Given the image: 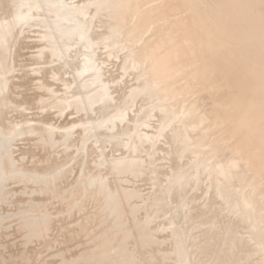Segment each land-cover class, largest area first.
I'll return each instance as SVG.
<instances>
[{
  "label": "bare ground",
  "instance_id": "6f19581e",
  "mask_svg": "<svg viewBox=\"0 0 264 264\" xmlns=\"http://www.w3.org/2000/svg\"><path fill=\"white\" fill-rule=\"evenodd\" d=\"M68 1L0 0V114L6 98L2 94L11 79L8 75L16 68L15 59L24 57L21 38L26 26L45 28L42 38L46 43L38 46L49 48L52 55L64 58L75 44L92 52L75 78L93 71L81 86L89 89L100 82L97 97L81 93L71 100L63 98L59 101L62 114L83 105L94 109L101 98L111 95L108 81L115 85L121 82L116 86L121 89L117 108L116 103L106 102L98 121H82L87 125L77 137L70 136L75 134L72 130L64 135L68 146L75 142L73 138L80 142V156L75 155L63 171L68 198L79 196L81 211L92 201L100 200L103 206L102 211L75 219V231L70 234L80 237L92 231L94 239L115 236L117 227L127 231L125 221L133 215L136 219L157 203L148 215L150 220L156 210L160 212L171 202L176 209L175 215L173 209L169 211L173 215L168 225L155 232V227H145L146 237L138 243L142 259L132 262L135 247L125 245L118 254L112 248L110 264H167L170 258L165 253L173 254L175 264H191V258L199 264H234L246 259L252 261L250 264H264L261 0ZM98 49L102 52L97 61ZM111 63L119 73L103 80ZM132 108L134 117L128 119ZM117 119L120 124H116ZM152 120L157 123L155 130ZM55 128H50L48 139H56ZM158 143L161 147L157 151ZM159 151L161 155L155 159ZM9 152L1 169L14 162ZM142 152L148 157L139 155ZM157 160L165 161L160 169L167 170L162 184ZM145 173L152 175L154 192L136 188ZM32 180L29 190L19 188L24 197L34 188L42 192L54 188L49 179L43 183ZM201 184L204 187L198 191ZM30 201L34 208L47 203L40 198ZM25 224L28 231L23 242L29 243L47 223L36 215ZM7 231L10 237L17 235L15 227ZM167 240L173 249L157 252ZM243 243L250 245V252L240 251ZM15 245L20 246L15 251L7 247L0 252V264H16L24 250L30 251L29 258L36 257L34 248L20 242Z\"/></svg>",
  "mask_w": 264,
  "mask_h": 264
},
{
  "label": "rangeland",
  "instance_id": "374dc122",
  "mask_svg": "<svg viewBox=\"0 0 264 264\" xmlns=\"http://www.w3.org/2000/svg\"><path fill=\"white\" fill-rule=\"evenodd\" d=\"M78 1L80 0H74V2ZM68 2H72V0ZM72 6L70 3L69 7ZM71 22L74 21H70L69 24ZM25 29L27 30H25L21 38L23 39L22 46L24 49L22 52L24 57L18 56L15 59L14 67L16 68L8 75L11 79L8 76L6 77L11 82L9 83L8 81L9 86L5 88L2 94L6 98L2 100L3 111L0 114V148H4L0 149L1 158L3 157L2 159L0 158V173H16V176L7 183L0 179V252L4 251L7 247L8 251H15L19 246L15 244L20 242L23 247L30 246L34 248L37 251V255L35 258H29L30 251L24 250L16 264H103V261L106 264H110L109 254L112 253V248L115 247L113 253L118 254L123 246L128 245L130 249L135 247L134 256H130V260L133 262L138 258L142 259L138 243L146 237L144 233L145 227L149 226V229L155 227L153 230L155 232L159 227L168 225L171 221L170 217L176 209L173 208L174 205L171 202L164 204V208L160 212L156 210L150 220L148 219V215L159 206L157 203L155 206L153 204V208H150V206L146 212L139 213L138 216L136 215V219H133L135 217L133 215L130 221H125L127 231L118 230V227L116 228L117 230L115 231L118 235L113 236L112 234L106 238L94 239L93 232L90 231L88 232L89 234L86 233L82 236L80 235V237H73L70 234L75 231L73 228L75 223L73 221L81 219L84 214L102 211L103 206L100 200L99 202L92 201L87 205L86 210L81 211L79 209V196L72 199L68 198V192H65L67 185L62 181L63 171L67 168L69 161L75 155H79L77 147L80 144L77 139L73 138L75 142L68 146L66 143L68 138L64 135L67 131L72 130L75 134L70 136L77 137L78 131L82 130L84 125H87V123L85 124L82 121L90 119L98 121L99 115L102 113V107H104L103 105L106 102L116 103L117 95H119L118 92L121 90L120 88H116V86L121 82L115 85L112 81L108 80L113 75H118V69L113 63L107 65L104 72L106 75L105 77L103 76L106 79L103 78V80L108 81L109 87L107 91L111 95L101 98L96 103L94 109L88 110L83 105L79 109L78 107L71 108L62 114L59 110L62 108L61 102L63 98L67 97L68 100H71L72 97L80 96L81 93H89V96H93V98L97 97L96 91L100 90V82L89 89L81 86V82L87 81L93 71H89L78 79L75 78L77 70L84 64L86 56L92 54V52L84 50L81 44H75V47L69 51L68 56L64 58L52 55L49 48L41 49L38 46L39 44L46 43L42 38L45 32L44 27H37L36 25L29 28L26 26ZM95 35L96 33H94ZM101 52L102 50L98 49L96 55L97 61ZM18 54L21 53L19 52ZM39 54H42L43 57L41 58ZM38 69H42L43 71L39 73L37 72ZM49 85H52V87L49 88ZM68 85L71 87L69 88ZM92 99L89 98L88 101H92ZM97 107H99V110L97 109L96 111ZM115 107L117 108V103ZM134 114V109H130L128 119H132ZM120 123L119 119H117L116 124ZM151 123L152 129L155 130L156 121L152 120ZM51 127L58 128H55L57 133L55 140H50L47 137ZM103 130H106V128L103 127ZM147 144L146 149H149L150 145L149 143ZM160 147L161 145L158 143L156 145L157 151L160 150ZM9 151H11V155L15 161V167L11 163L1 169V165L5 160L4 157L10 154ZM146 153L142 152L139 155L146 158L148 157ZM133 155H136V153ZM160 155L159 151L154 155V158L157 159ZM156 163L157 168L160 169L162 167L161 163L163 165L165 161L157 160ZM166 174L167 170L165 168L159 170L160 184L164 182ZM151 177L150 173H145L143 180L136 186L137 190H142L143 193L154 192L155 189L152 187L153 179ZM32 178L38 180L39 183H43L44 180L49 179L54 185L53 190L42 192L34 188L32 192H29L24 197L19 188L26 189L25 191L29 190L32 186ZM203 187L204 185L201 184L197 190L202 191ZM101 192L100 195L103 196L104 191L102 190ZM20 196L24 198L18 202ZM39 198L47 202L45 203L46 205L38 204L37 207H32L30 205L32 201L30 200H39ZM148 202L153 203V200L150 199ZM124 204L126 207L129 206L127 202ZM172 209L173 214L169 212ZM124 210L125 208H123ZM36 215L41 216L42 222L44 224L47 223L46 226H49L46 227L44 225L43 230L40 229L38 231L39 235H32L29 243L23 242L26 239L25 232L28 231L25 221L29 217ZM124 216L122 219H125ZM176 221L179 222L180 219L176 217ZM129 223L133 226L130 227ZM178 226L180 227L181 225L178 224ZM9 227L16 228V236L13 235L14 237L11 236V238L8 235L7 229ZM121 236L124 237L121 238ZM12 244H14V248L11 246ZM173 247V243L167 240L164 246L157 249V252H166V250L173 249ZM250 249V245L247 243H243L240 246L242 253L250 252ZM259 253L256 254L262 257ZM165 254L170 258L167 264H175L173 254ZM251 256L253 257L254 254ZM191 260V264H199L194 258H191ZM251 262L249 259H246L243 262L238 260L234 264H250ZM118 264L124 263L119 262Z\"/></svg>",
  "mask_w": 264,
  "mask_h": 264
},
{
  "label": "snow or ice",
  "instance_id": "6c2138e0",
  "mask_svg": "<svg viewBox=\"0 0 264 264\" xmlns=\"http://www.w3.org/2000/svg\"><path fill=\"white\" fill-rule=\"evenodd\" d=\"M260 9H261V17L262 19H264V0H261ZM13 167H15V161L13 162ZM15 176H16V173H11V174L6 173V172L0 173V179H2L5 183L15 178Z\"/></svg>",
  "mask_w": 264,
  "mask_h": 264
}]
</instances>
